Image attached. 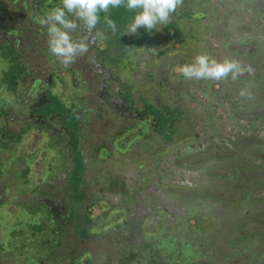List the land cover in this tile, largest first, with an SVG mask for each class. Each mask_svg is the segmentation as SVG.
<instances>
[{
    "label": "crops",
    "instance_id": "1",
    "mask_svg": "<svg viewBox=\"0 0 264 264\" xmlns=\"http://www.w3.org/2000/svg\"><path fill=\"white\" fill-rule=\"evenodd\" d=\"M58 6L61 0L0 3L1 84L6 89L4 100L18 116L10 122L1 117L0 127L3 122L19 127L23 122L19 104L32 103V98L47 105L44 119L51 125L45 128L46 135L26 136L21 131L17 149L9 137H0V205L36 215L35 223L42 217L38 212L45 217L43 231L39 225L22 228L20 224L14 233L12 254L19 255L15 258L19 262L29 258L38 264L47 257L48 264H82L83 260L107 264L94 243L115 231L126 242L131 236L117 230L111 210L147 192L146 183L164 164L166 147L194 133L199 128L197 120L208 121L205 113L214 108L220 81L185 80L180 66L192 63L199 54L218 60L243 56L234 49L225 50L221 40L213 37L215 26L223 25L218 16L223 13L221 4L184 0L170 23L151 33L144 28L135 35L124 33L132 15L124 8L107 14L117 23L115 33L107 29L103 12L92 33L78 21L81 30L71 33L72 38L88 41L89 51L65 67L49 51L46 27L35 22ZM208 6L218 15L205 16ZM200 11L205 12L199 15ZM9 26L13 35L5 32ZM136 38L142 43L134 55L131 48ZM122 57L129 58V73L117 78L114 62ZM34 78L40 80V89L35 96H24V87ZM62 78L65 90L59 88ZM99 82L110 88L101 92ZM2 101L0 106L6 107ZM81 152L88 159L89 175ZM42 197L62 201L48 209ZM66 233L78 240V248L64 241ZM58 246L67 249L62 256L56 252Z\"/></svg>",
    "mask_w": 264,
    "mask_h": 264
},
{
    "label": "flooded vegetation",
    "instance_id": "2",
    "mask_svg": "<svg viewBox=\"0 0 264 264\" xmlns=\"http://www.w3.org/2000/svg\"><path fill=\"white\" fill-rule=\"evenodd\" d=\"M216 1L223 13H214L210 6L205 13L207 17L218 15L222 21L223 25L215 26L213 37L221 40L225 50L234 49L243 56V61L238 60L244 69L239 79L221 80L213 97L214 106L223 110L221 116L228 119L229 127L223 135L213 132L209 136L197 129L182 140H190L188 143L167 146L164 157L175 165L198 169L207 177L237 186L225 188L193 176L187 179L163 162L157 176L146 184L147 192L137 194V207H120L118 216L111 219L130 233L134 242H145L146 256L128 255L121 263L112 264H264V0ZM13 30L9 26L5 32L13 35ZM2 66L0 58V74ZM1 81L0 99L6 107L0 106V118L14 121L18 116L4 100L6 89ZM242 88L250 95L241 97L238 90ZM5 122L0 137H9L17 149L21 129L18 124L11 128ZM28 164L33 168L30 157ZM156 188L164 189L170 199L177 198L181 204L161 199ZM16 217L30 221L36 215L4 208L0 214V264H34L29 258L19 262L10 256L11 242L6 241L16 239L15 229L7 237L9 227L21 224H11L18 221Z\"/></svg>",
    "mask_w": 264,
    "mask_h": 264
},
{
    "label": "clouds",
    "instance_id": "3",
    "mask_svg": "<svg viewBox=\"0 0 264 264\" xmlns=\"http://www.w3.org/2000/svg\"><path fill=\"white\" fill-rule=\"evenodd\" d=\"M184 0H61V6L53 8L44 17L36 18V23L46 27L50 53L65 67L73 64L77 57L89 51V42L73 40L71 33L83 30L92 33L100 23V13H105L107 29L115 33L116 21L108 18L112 9L124 8L131 13L124 33L135 35L144 28L151 33L167 26ZM244 71L235 58L218 60L208 54H199L194 61L180 66L179 72L185 80L237 81ZM241 97L249 96L246 89H239Z\"/></svg>",
    "mask_w": 264,
    "mask_h": 264
},
{
    "label": "water",
    "instance_id": "4",
    "mask_svg": "<svg viewBox=\"0 0 264 264\" xmlns=\"http://www.w3.org/2000/svg\"><path fill=\"white\" fill-rule=\"evenodd\" d=\"M139 38L140 35H138ZM139 38H136V41L134 43V46L131 48V54H138V51L141 47V40H139ZM87 39V38H86ZM94 41L95 40H89ZM142 43V42H141ZM93 47L95 48L96 46L93 45ZM97 48V47H96ZM129 58L128 57H122L119 60L115 61L114 63L117 64V69L116 72L118 73V75H115L117 78H120L121 76H125L128 75L129 73ZM237 60L243 61V59L241 57L236 58ZM106 70V69H105ZM116 77H113L114 79ZM39 79L34 78L31 80V82L26 85V87H24L23 89V95H27V96H35V94H37L36 92L40 89V85H39ZM99 86L101 87V92L106 91V89H109V85L107 83H102L99 82L98 83ZM59 88L61 90H65L66 89V81L62 78L59 81ZM20 108L19 112L21 114V116L23 117V122L22 124L19 125V128L21 129V131H23L25 133V135H29V134H34V133H40L42 135H46L45 132V128L46 129H51V125L48 122L47 119L45 118V115L48 113L47 111V105L46 104H40L34 101V99L32 98V103H29L27 100H23L20 102ZM83 115H84V111H83ZM77 117H82L81 114H77ZM75 120H77V118H75ZM256 123H259V121H257ZM64 129H66V126H64ZM61 130V129H60ZM224 139V138H222ZM81 157H82V164L85 166L88 165V159L83 157V153L81 152ZM166 164H168L172 169H176L178 172L182 173L187 179L190 176H193V179H204L205 181H209L212 182L213 184L215 183H221L225 188H229V187H235L237 186L236 183L231 184L228 181H222V180H216L214 178L211 177H207L203 172H201L200 170L196 169V170H191L187 167H185L184 165H175L171 162H169L167 159H164V161ZM90 167L87 166L86 169V173L89 175L90 174ZM180 184H189L190 182L186 181H181L179 182ZM152 188L154 189V186H152ZM155 193H157L159 195V197L162 199L164 198L166 201H172L175 204H181V201L177 198H172L170 199V197L167 196V194L165 192L162 191L161 188H156ZM62 201V199H59V201ZM41 203L47 207L48 209H51L52 207L56 206L59 204L58 200H53L51 198H47V197H42L41 198ZM133 208H136L137 205H132ZM147 208L150 210V206H147ZM3 206L0 205V214H2L3 211ZM120 208H114L111 211H115L113 213V216H118ZM38 215H42L38 212Z\"/></svg>",
    "mask_w": 264,
    "mask_h": 264
},
{
    "label": "rangeland",
    "instance_id": "5",
    "mask_svg": "<svg viewBox=\"0 0 264 264\" xmlns=\"http://www.w3.org/2000/svg\"><path fill=\"white\" fill-rule=\"evenodd\" d=\"M4 78V76L2 74H0V81ZM1 102V100H0ZM221 112H223V110L219 107V106H214L213 109L210 110V112L205 113V115H209L208 117V121H202V120H197V126L199 127L198 129L204 133L205 136H209L211 133H217V135H223V133L226 131L225 128L229 127V121L225 116H221ZM218 117H220L221 119H218ZM186 138V137H185ZM190 140H186L181 141L182 144L184 143H188ZM148 183V182H147ZM146 183V184H147ZM163 192H165L167 194V191H165L164 189H162ZM137 196L135 195V198L133 199L132 197H130V199H128V201H126V205H137ZM7 205H5L6 208ZM10 208V206H9ZM128 209V208H127ZM18 218V221H13L14 222H20L22 225H20L22 228H27V226H31V225H39L43 231L44 229V222H45V217H39L38 222H33L32 220L28 221L26 218L24 220H21V218L23 217H16ZM122 226V225H121ZM126 229L128 228L127 226H123ZM9 233L7 237H11L12 235V229H15L16 231H18L19 229V225L15 226V228L9 227ZM120 229V226H118L117 230ZM122 230V229H121ZM83 232V231H82ZM105 237V236H104ZM65 242L69 241L71 244L70 247H77L78 248V240L74 239L73 235H71L70 233H66L65 235ZM11 239V238H10ZM8 240L6 242H11V244L14 242L11 240ZM144 240L147 241L148 240V233L144 234ZM64 243V242H63ZM8 244V243H7ZM10 244V245H11ZM94 245L96 246V251L97 254H102L103 256H105L106 260H107V264H112V262H118L121 263L123 261V259L128 256V255H133L136 257H139L140 259H143L146 256L145 253V242H134L132 240V235L130 236L129 240L126 242L124 241V239H120L119 235L115 232H113L111 235H107V237L103 238V240H98L96 243H94ZM11 247V246H10ZM67 249H64L62 247H57L56 248V252L58 255L62 256L64 253V251H66ZM12 252V251H11ZM11 257H13V254H10ZM16 258L19 256L18 254L15 255ZM8 261H11V259H8ZM7 261V263H8ZM16 261H18V259H16ZM46 262V259L44 258L42 260V263ZM54 263H56L54 261ZM45 264V263H43ZM48 264V262H47ZM82 264H86V261L83 260ZM134 264V263H133Z\"/></svg>",
    "mask_w": 264,
    "mask_h": 264
},
{
    "label": "trees",
    "instance_id": "6",
    "mask_svg": "<svg viewBox=\"0 0 264 264\" xmlns=\"http://www.w3.org/2000/svg\"><path fill=\"white\" fill-rule=\"evenodd\" d=\"M77 172V170H76ZM76 172H74L73 176H72V187L74 191H77L78 189V183L76 182ZM173 206V205H172Z\"/></svg>",
    "mask_w": 264,
    "mask_h": 264
}]
</instances>
